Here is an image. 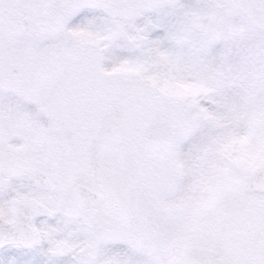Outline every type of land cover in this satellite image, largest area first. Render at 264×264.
Wrapping results in <instances>:
<instances>
[{"label":"snow or ice","instance_id":"snow-or-ice-1","mask_svg":"<svg viewBox=\"0 0 264 264\" xmlns=\"http://www.w3.org/2000/svg\"><path fill=\"white\" fill-rule=\"evenodd\" d=\"M0 264H264V0H0Z\"/></svg>","mask_w":264,"mask_h":264}]
</instances>
